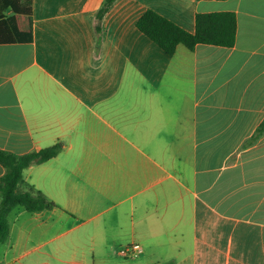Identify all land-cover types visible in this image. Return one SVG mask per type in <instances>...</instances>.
Listing matches in <instances>:
<instances>
[{
    "label": "crops",
    "instance_id": "0c3cea01",
    "mask_svg": "<svg viewBox=\"0 0 264 264\" xmlns=\"http://www.w3.org/2000/svg\"><path fill=\"white\" fill-rule=\"evenodd\" d=\"M104 1L31 0L0 43V151L61 146L23 172L55 207L12 210L0 264L132 243L144 264H264V0H112L97 33ZM146 10L191 34L232 13L234 45L168 56Z\"/></svg>",
    "mask_w": 264,
    "mask_h": 264
},
{
    "label": "trees",
    "instance_id": "16d2710c",
    "mask_svg": "<svg viewBox=\"0 0 264 264\" xmlns=\"http://www.w3.org/2000/svg\"><path fill=\"white\" fill-rule=\"evenodd\" d=\"M112 0H105L96 14L95 31L99 21L108 10ZM0 43L13 42L16 33L15 21L20 16L31 15V0H0ZM9 11L11 16L4 18ZM137 30L160 48L166 55L173 56L179 45L192 51L197 45H212L230 48L235 42L236 19L232 13L197 14L194 33H188L152 10H146L136 22ZM264 129V122L258 133ZM61 151L60 144H54L37 152L12 155L0 151V165L4 174L0 178V244L9 234L8 216L19 207L28 213L51 210L54 203L34 186L26 183L23 172L30 166L39 165L56 157Z\"/></svg>",
    "mask_w": 264,
    "mask_h": 264
},
{
    "label": "rangeland",
    "instance_id": "374dc122",
    "mask_svg": "<svg viewBox=\"0 0 264 264\" xmlns=\"http://www.w3.org/2000/svg\"><path fill=\"white\" fill-rule=\"evenodd\" d=\"M137 244H113L110 249L98 250L95 261H91L90 257H86L85 264H144L145 253L139 254L136 258H124L118 254V252L127 246ZM139 245V244H137ZM140 246V245H139ZM141 247V246H140ZM88 252V251H87Z\"/></svg>",
    "mask_w": 264,
    "mask_h": 264
},
{
    "label": "built area",
    "instance_id": "2783aa9c",
    "mask_svg": "<svg viewBox=\"0 0 264 264\" xmlns=\"http://www.w3.org/2000/svg\"><path fill=\"white\" fill-rule=\"evenodd\" d=\"M141 253H142V248L137 244L127 246L118 252L120 256L131 259L136 258Z\"/></svg>",
    "mask_w": 264,
    "mask_h": 264
}]
</instances>
